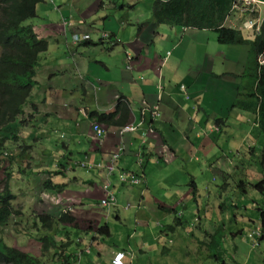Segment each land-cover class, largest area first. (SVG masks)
I'll use <instances>...</instances> for the list:
<instances>
[{
	"label": "crops",
	"instance_id": "1",
	"mask_svg": "<svg viewBox=\"0 0 264 264\" xmlns=\"http://www.w3.org/2000/svg\"><path fill=\"white\" fill-rule=\"evenodd\" d=\"M141 1L41 0L31 21L48 49L25 107L31 120L24 128L31 133L19 134L18 147L32 151V159L22 155L25 165L14 169L17 176L9 186L20 212L14 219L19 224L31 220L37 231L31 240L41 245L36 257L48 264H131L136 259L154 264L174 254L198 264L212 259L209 240L216 230H223L227 250L228 237L259 228L264 184L252 191L260 190L253 193L259 202L228 207L223 201L231 171L238 169V161L247 162V150L264 153L258 116L232 108L246 79L231 76L244 74L249 48L224 47L215 35L217 44L212 43V30L157 27L155 0H149L146 11ZM233 16L226 25L247 37L251 32L242 25L250 16L241 11ZM78 32L89 33L92 41L73 45ZM102 32L110 34V41L101 40ZM120 100L127 102L128 124L136 130L122 138L119 128L102 125L104 137L96 136L90 113L111 114ZM155 106L160 116L153 117ZM122 144L125 152L112 176L80 167L107 161ZM234 147L237 151L227 155ZM216 170L224 184L214 189L223 194L212 203L216 194L209 176ZM244 173L237 179L241 188L259 179ZM55 186L64 187L60 192ZM202 188L209 193L207 201L201 199ZM111 196L116 203L103 206ZM27 210L38 213L34 216L56 214L51 215L56 219L71 213L74 224L54 226L56 242H71L63 254L43 256L40 238L53 232L26 216ZM106 225L110 235L102 237L98 232ZM255 248L261 250L262 264V248Z\"/></svg>",
	"mask_w": 264,
	"mask_h": 264
},
{
	"label": "trees",
	"instance_id": "2",
	"mask_svg": "<svg viewBox=\"0 0 264 264\" xmlns=\"http://www.w3.org/2000/svg\"><path fill=\"white\" fill-rule=\"evenodd\" d=\"M41 0H0V156L4 154L5 146L12 144L19 134L14 132L11 124L20 126L30 123L31 115L25 112L33 89L38 85L37 69L40 66V57L47 51L48 42L36 33L32 20L37 16V7ZM236 0H155L152 7L153 24L157 27L169 26L191 28L200 31L209 30L217 34L218 43L226 46L240 45L249 48V60L242 76H231L233 79L245 78L243 88L233 102L232 108L258 116V126L264 135V20L258 32L252 37H246L242 30L228 27L227 20L233 16V5ZM52 2V1H51ZM256 15L254 16V18ZM30 21V23H29ZM106 32H102V35ZM89 33H75L82 38ZM90 35V34H89ZM102 35L100 38H102ZM91 36V35H90ZM111 37L108 40L110 41ZM92 41V37L91 40ZM88 40L80 39V43ZM228 76V75H225ZM221 78L222 76H217ZM242 90V91H241ZM95 122L109 127L122 128L129 123L130 109L126 101L120 100L115 111L111 114L90 113ZM8 130V131H7ZM8 132L5 136L4 132ZM105 131V130H104ZM106 132V131H105ZM4 136V138H3ZM18 147V143H16ZM18 150L24 149L20 146ZM6 152V151H5ZM125 151L119 155L118 162ZM9 155V153H8ZM10 157V155H9ZM13 160L14 158H10ZM0 182V229H5L12 219L18 217L20 212L15 208L16 194L9 187V183L1 189ZM264 181L261 182V185ZM49 182L44 184L48 187ZM62 191L64 186H55ZM261 235L258 237L262 248L264 264V207L258 209ZM47 231L53 232L40 238L43 256L47 257L52 251L55 255L68 248L71 243H58L54 240L56 224H74L75 219L69 212L62 213L56 219L49 214L35 216ZM28 219H22L23 222ZM37 223H35L36 225ZM224 229V228H223ZM102 237L110 235L109 225L99 229ZM224 233L222 229L212 233L209 247L212 258L222 261L225 254L223 246ZM208 243V242H207ZM48 260L34 257L18 248L8 246L0 237V264H48Z\"/></svg>",
	"mask_w": 264,
	"mask_h": 264
},
{
	"label": "rangeland",
	"instance_id": "3",
	"mask_svg": "<svg viewBox=\"0 0 264 264\" xmlns=\"http://www.w3.org/2000/svg\"><path fill=\"white\" fill-rule=\"evenodd\" d=\"M139 5H141V9L143 10H147L148 9V5H149V0H142L141 2H139ZM239 16V14H237V16H233V18H237ZM254 17V16H253ZM255 18H260L258 23L261 24L262 21L264 20V5L261 6V10L260 13H257V16ZM234 20V19H231ZM30 23V21H29ZM245 31V30H244ZM247 32H251V31H247ZM212 43H216L217 41L214 39V35L216 37L217 34L216 33H212ZM248 36H252L253 34L251 33H247ZM247 36V37H248ZM219 46V45H218ZM224 47H226V45H223ZM240 46V45H238ZM213 52V49H212ZM215 72L218 73V70L215 68ZM12 128H14V132H17L18 134H21L22 137L27 136L28 133H31V131L29 132L28 129L24 128V126H20L19 124H11ZM8 131V130H7ZM4 132V135L6 136L8 134V132ZM1 130H0V135H1ZM4 138V136H3ZM19 138H17L12 144H9L7 146H5L3 144V150L2 152H8L10 157H5L4 154L0 156V182H3L5 180H10L12 176H17V172L14 170L23 164V166L25 165L24 160L25 158L22 157V154L20 153V151L18 150V147L16 145V143H18ZM253 143V142H251ZM261 150L263 151V148L261 147ZM231 151L236 152L237 148L234 147L233 149H229V151L227 152V155L231 156ZM25 153H28L27 155L32 159L31 157V153L32 151H29ZM264 153L262 152H257L254 153L253 151L247 150V154L246 157L248 158L247 162L246 161H238L236 166L238 167L237 170L235 171H231L232 172V176L230 178V180L227 181V185L228 186V191L225 193L224 195V203H226V205L232 206V204H236V203H242L244 201H248V204L250 205L251 201H256L259 202L258 200L261 199L259 195H254L255 194H260V190L259 192H252L253 190L258 191V187H260L261 182L264 179V159H263ZM14 158L13 160H11L10 158ZM35 160V162H40V157L39 156H35V158H33ZM33 165V164H29ZM244 169V175L248 176L249 178H251L252 176L256 177L257 175L259 176V179L256 180V182H252V181H247L248 186L241 188L239 187V180L238 177L241 175V173L243 172ZM246 170V171H245ZM34 176V175H30L29 179ZM201 179L199 180V182L201 183ZM48 181H46L47 183ZM209 182L212 184V189L214 190V192H212V194H216L214 196H212V203L215 202L216 197L215 196H219L222 195L223 192L222 191H217L216 189H214L215 185L224 184V180L222 179V175L218 173V171H215V175H210L209 176ZM45 183V184H46ZM35 182H33L34 187L35 186ZM15 187H17V184H14ZM252 186H256L254 189ZM263 186V184L261 185ZM19 195L21 196L20 192H18ZM202 196L201 199L202 200H206L208 199L209 193L205 191L204 188H202ZM22 197V196H21ZM231 208V207H230ZM28 211V210H27ZM35 214H38L36 212H32V211H28L26 212V216H28L30 219H36V217L34 216ZM49 214V213H46ZM50 215V214H49ZM51 215H56V214H51ZM257 221L260 224V218L257 219ZM230 229V228H229ZM258 229V228H257ZM257 229H253V230H248V228H244V234L241 237L238 238H233L230 239V237H228V239L226 240L225 244H226V254L224 256L223 259V264H261V250H259V248H255L253 247V243L252 240L249 237L250 233L255 232ZM238 228H234L232 231H237ZM195 231V229H194ZM231 231V230H230ZM37 231L34 230L33 227V223H31V220H29L27 223L24 224H19L16 223V220L13 219L11 221V224L8 226V228L1 230L0 229V237H2L5 242L7 243V245L9 246H13L18 248L19 250L25 251L27 252V249L24 248V246L26 245V241L30 242L33 246L30 247L31 244L27 245V248L30 247V251L27 252L30 255L36 257L39 248H40V244L37 241H33L31 239H33L31 237V235L36 234ZM229 233V232H228ZM192 242V240H188V242ZM193 243V242H192ZM181 245V244H178ZM189 245V244H188ZM33 252V253H32ZM183 256L179 255V254H174L169 256V258L164 259V260H157V261H153L156 260V258H154L152 261V263L154 264H190L192 262V264H196L193 261H187L182 260ZM186 258V257H185ZM198 261V260H196ZM127 264V262H126ZM131 264H150L148 261L147 262H143V261H139V260H132ZM198 264H222V261H217L214 260L213 258H209V259H202L201 261L198 262Z\"/></svg>",
	"mask_w": 264,
	"mask_h": 264
},
{
	"label": "built area",
	"instance_id": "4",
	"mask_svg": "<svg viewBox=\"0 0 264 264\" xmlns=\"http://www.w3.org/2000/svg\"><path fill=\"white\" fill-rule=\"evenodd\" d=\"M241 2H243L244 4V7L243 6H240L239 3L235 5V8H237L238 10H241L243 13H246L247 15H252L253 13H255L256 9L254 7L255 4H262L261 0H240ZM254 21H248L247 23H245V27H252L254 25ZM258 30V29H257ZM256 30V31H257ZM110 34L109 33H104L102 35V38L101 40L102 41H105V40H108L109 39ZM80 39H83V40H88L90 41L91 40V36L89 34H86V35H83L82 38H80L79 36L77 35H74V44H81L80 43ZM129 69H131L130 66H128ZM182 89H185V86H182ZM152 114L154 117L156 116H159L160 113H159V107L158 106H155L152 110ZM135 127H133L132 125H127L125 127H123L122 129H120L119 131V134L123 137L125 134H128L130 132H134L135 131ZM93 131L95 133L96 136L100 137V138H103L104 134H105V131H104V128H102V126L99 124V123H95L93 125ZM122 151H125V148H124V145L122 144L117 151H115L108 162L104 163V164H98L97 166H90V167H87L88 169H93V168H104L108 174H112L115 170H116V165L118 163V158H119V155L122 153ZM115 203V199L113 197L110 198V202L108 201H103V205H108V204H114ZM261 235V230L260 229H257L253 234L250 235L251 238H254V237H259ZM257 245V244H255Z\"/></svg>",
	"mask_w": 264,
	"mask_h": 264
},
{
	"label": "clouds",
	"instance_id": "5",
	"mask_svg": "<svg viewBox=\"0 0 264 264\" xmlns=\"http://www.w3.org/2000/svg\"><path fill=\"white\" fill-rule=\"evenodd\" d=\"M261 2H262V4H260V5H258V4H255L254 5V7H255V9H256V11H255V13H253L251 16L250 15H248V16H250V18L248 19V20H246L245 22H244V24L242 25V29H243V27H244V29L246 30V31H251V33L252 34H254V33H256V32H258L259 31V29H260V26H261V24H259L258 23V21H259V19L260 18H254L253 16H257V13H260V10H261V6L262 5H264V0H261ZM239 3V5L240 6H243L244 7V4H243V2H241L240 0H236L235 1V3H234V5H233V11H235V12H239V11H241V10H238L237 8H235V5L236 4H238ZM242 12V11H241ZM246 14V13H245ZM248 21H254L255 23H254V25L252 26V27H245L244 25H245V23H247ZM263 22V21H262ZM243 29V30H244ZM258 29V30H257ZM257 30V31H256ZM182 87V86H181ZM159 107V106H158ZM153 110V109H152ZM159 113H160V110H159ZM153 115V114H152ZM160 116V115H159ZM154 117V116H153ZM95 124V123H94ZM93 124V125H94ZM101 125V124H100ZM128 125H130V124H128ZM102 126V125H101ZM127 126V125H126ZM133 126V125H132ZM125 127V126H124ZM133 127H135V126H133ZM92 128H93V126H92ZM102 128H104L103 126H102ZM123 128V127H122ZM122 128H119V130H118V132L120 131V129H122ZM136 128V127H135ZM105 130V129H104ZM136 130V129H135ZM106 131V130H105ZM106 133V132H105ZM130 133H134V132H130ZM129 134V133H128ZM105 135V134H104ZM120 135V134H119ZM126 135V134H125ZM124 135V136H125ZM121 136V135H120ZM124 136L122 137V138H124ZM104 137V136H103ZM19 138V140H20V137H18ZM18 140V143L20 142ZM21 148H23L22 146H20ZM25 150V149H24ZM22 151V152H20L22 155L25 153V151ZM114 153V152H113ZM112 153V154H113ZM111 154V155H112ZM111 155H110V157H111ZM4 156L5 157H7V159H8V157H9V155H8V152H4ZM110 159V158H109ZM109 159L107 160V161H104V162H101V163H98V164H104V163H106V162H108L109 161ZM98 164H90V163H80L79 165H80V167L81 168H83V169H86V170H88V171H90V170H97V171H99V170H103V171H105L106 172V174H107V176H112L113 174H114V172L116 171H114L112 174H108V172L104 169V168H93V169H88L87 167H90V166H97ZM118 164V163H117ZM19 168H21V166L19 167ZM116 169H117V165H116ZM9 183V180H5L4 182H3V185H1V189H3V187L6 185V183ZM10 187V186H9ZM10 189H11V187H10ZM12 190V189H11ZM14 193V192H13ZM15 194V193H14ZM17 197V196H16ZM111 197H113V196H111ZM111 197H108L107 199H105L106 201H108V202H110V198ZM114 199H115V197H113ZM105 200H103V201H105ZM103 201H102V205H103ZM115 203H116V199H115ZM114 203V204H115ZM112 204H108V205H103V206H111ZM16 208V207H15ZM13 220V219H12ZM11 220V221H12ZM17 223V222H16ZM11 224V222L9 223V225ZM8 225V226H9ZM8 226L6 227V228H8ZM5 228V229H6ZM258 229H260V227L258 228ZM261 230V229H260ZM254 233V232H253ZM253 233H250L249 234V237H250V235L251 234H253ZM251 238V237H250ZM254 239V242H253V246H255V247H259V242H258V237H254L253 238ZM7 244V243H6ZM255 244H257V245H255ZM9 246V245H8ZM11 247H13V246H11ZM16 248V247H15ZM25 252V251H24Z\"/></svg>",
	"mask_w": 264,
	"mask_h": 264
}]
</instances>
